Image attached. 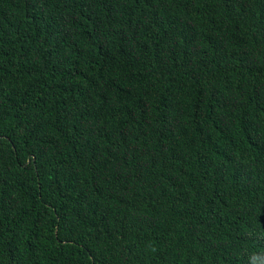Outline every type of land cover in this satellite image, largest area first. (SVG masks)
<instances>
[{
  "label": "trees",
  "instance_id": "1",
  "mask_svg": "<svg viewBox=\"0 0 264 264\" xmlns=\"http://www.w3.org/2000/svg\"><path fill=\"white\" fill-rule=\"evenodd\" d=\"M0 264H264V0H0Z\"/></svg>",
  "mask_w": 264,
  "mask_h": 264
}]
</instances>
